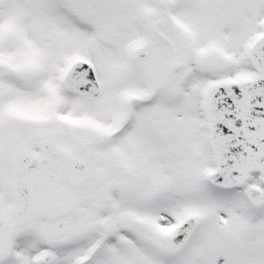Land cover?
I'll list each match as a JSON object with an SVG mask.
<instances>
[{
    "label": "snow or ice",
    "instance_id": "6c2138e0",
    "mask_svg": "<svg viewBox=\"0 0 264 264\" xmlns=\"http://www.w3.org/2000/svg\"><path fill=\"white\" fill-rule=\"evenodd\" d=\"M0 264H264V0H0Z\"/></svg>",
    "mask_w": 264,
    "mask_h": 264
}]
</instances>
